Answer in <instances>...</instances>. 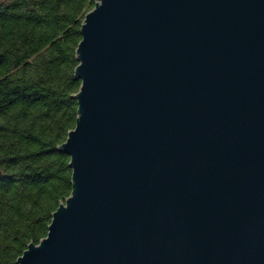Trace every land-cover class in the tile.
<instances>
[{"label": "water", "instance_id": "1", "mask_svg": "<svg viewBox=\"0 0 264 264\" xmlns=\"http://www.w3.org/2000/svg\"><path fill=\"white\" fill-rule=\"evenodd\" d=\"M71 195L17 264H264V0H95Z\"/></svg>", "mask_w": 264, "mask_h": 264}, {"label": "trees", "instance_id": "2", "mask_svg": "<svg viewBox=\"0 0 264 264\" xmlns=\"http://www.w3.org/2000/svg\"><path fill=\"white\" fill-rule=\"evenodd\" d=\"M95 0H0V264L48 234L72 192L81 27Z\"/></svg>", "mask_w": 264, "mask_h": 264}]
</instances>
